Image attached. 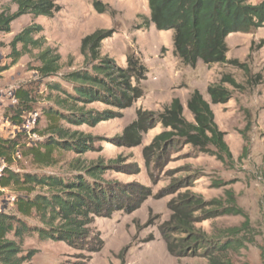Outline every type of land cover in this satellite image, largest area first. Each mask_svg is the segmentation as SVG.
Returning a JSON list of instances; mask_svg holds the SVG:
<instances>
[{
  "label": "rangeland",
  "instance_id": "1",
  "mask_svg": "<svg viewBox=\"0 0 264 264\" xmlns=\"http://www.w3.org/2000/svg\"><path fill=\"white\" fill-rule=\"evenodd\" d=\"M93 1L55 0L60 10L52 17L22 15L15 19L9 33L0 32V67L11 62L9 43L28 24L42 26L36 37L43 36L44 46L59 54L60 74L84 67L80 52L84 36L97 29L114 28L116 31L112 36L101 42L100 55L113 59L118 65L125 64L128 52L139 57L148 69L146 79L140 82L144 95L130 107L117 110L119 117L93 127L70 126L95 138L93 150L81 154L56 150L53 156L57 161L49 166L36 165L29 157L23 156L13 162L10 170L18 174L32 172L65 176L74 172L75 160H79L82 167L102 161L106 168L102 174L104 180L140 184L149 188L150 195L130 214L117 211L109 218L96 217L91 227L100 232L103 247L90 255L64 242L43 238L37 232L25 233L20 241L16 239L21 255L31 250L35 253L24 264H208L210 254L202 250L197 255L173 257L158 230L171 213L167 202L186 191L200 196L210 210L233 203L243 212L237 215L217 213L215 217L195 224L209 239L230 241L231 246L218 253L219 258L230 264H264V25L247 33H230L226 37V58L237 63L206 65L197 61L195 66H189L180 63L173 54L170 30H157L153 24L145 26L149 18L147 0H99L106 5L103 13L93 8ZM246 1L257 4L262 0ZM3 9L13 12L16 5L11 0H0V11ZM37 52L32 50L23 54L13 66L0 73L2 138H10L17 131V127L4 118L7 108L14 104L15 89L26 88L33 96L36 130L45 125L42 109L54 103V98H47L44 83L59 81L70 89L57 76L41 77L36 70L39 65ZM224 75L232 78L238 87L224 82L223 86L230 91L231 97L225 103L212 104L206 88L219 83ZM195 89L210 104L214 122L224 133L231 160L220 161L214 155L179 142L169 150L161 165L155 166L151 162L147 166L142 149L163 130L160 123H155L143 134L140 145H116L115 138L136 118L138 108L157 115L173 98H178L183 106V116L192 122L193 116L186 104ZM88 108L116 110L100 102ZM26 136L19 140L25 147L43 139L39 131H36V138ZM208 149L215 150L212 146ZM114 164L118 165L116 169ZM175 183L182 184V187L173 193H162ZM13 196L14 192L9 187L0 191V211L13 213ZM26 221L31 225L38 224L32 218ZM148 222L152 223L147 225ZM233 227L238 231L229 233L227 229ZM149 236L152 240L146 241ZM8 237L12 238V235L8 234Z\"/></svg>",
  "mask_w": 264,
  "mask_h": 264
},
{
  "label": "trees",
  "instance_id": "2",
  "mask_svg": "<svg viewBox=\"0 0 264 264\" xmlns=\"http://www.w3.org/2000/svg\"><path fill=\"white\" fill-rule=\"evenodd\" d=\"M11 2L16 5V10L0 11V32L9 33L11 23L22 15L52 17L60 10L55 0ZM92 5L98 13L106 10V5L99 0H94ZM147 5L149 18L145 26L153 24L157 30H172L173 54L180 63L189 66H195L198 60L206 65L237 63L226 58V37L230 33H247L264 25V0L257 4L246 0H147ZM42 29L41 25L31 23L13 36L9 43L11 62L0 67V73L13 66L23 54L38 50L35 54L39 63L36 70L41 77L57 76L70 89L59 81L44 83L47 98H54V103L42 109L45 125L40 130L34 128L33 132L39 131L43 139L34 145L25 147L19 141L21 137H27L23 125L34 112L35 101L30 91L23 87L15 89V103L4 113V118L17 127V131L10 138L0 137V158L6 162L0 187H9L14 192L13 213L0 211V264H24L31 259L35 252L31 250L21 255L20 244L16 241L29 232L64 242L89 255L96 253L102 249L103 239L100 232L91 227L94 219L109 218L117 211L130 214L150 195L149 188L140 184L104 180L102 174L106 168L102 161L82 167L79 160H75L74 172L65 176L32 172L18 174L10 170L14 162L12 154L16 149H20L32 163L47 166L56 163L57 157L53 156L56 150L76 154L93 150L95 138L70 126L93 127L119 117L117 110L130 107L144 95L140 82L146 79L148 69L139 57L128 52L125 66H121L113 59L100 55L101 42L112 36L116 31L114 28L97 29L84 36L80 43L84 67L64 74L59 73V54L53 48L44 46L43 36L36 37ZM224 82L238 87L232 78L224 75L219 83L207 86L210 103L222 104L229 100L231 93L223 86ZM96 102L116 110L88 108ZM186 106L193 116L192 122L183 116V106L178 98H173L157 115L138 108L136 118L115 138L116 145H140L143 134L155 123H160L163 130L142 149L147 166L151 162L155 166L161 165L169 150L179 142L214 155L220 161L231 160V152L223 139L224 133L214 122L210 104L197 89L190 94ZM209 146L215 150L208 149ZM181 185H170L162 193H173ZM207 205L200 196L189 191L179 193L167 202L171 213L158 230L167 251L175 258L197 255L202 250L210 254L208 264H230L218 257V253L231 246L230 241L209 239L195 224L215 217L217 213L237 215L243 212L236 209L233 203L213 210ZM217 205L220 204L217 202ZM29 218L37 220L38 224H29L26 221ZM227 231L235 233L238 229L233 227ZM150 240L152 236L146 241Z\"/></svg>",
  "mask_w": 264,
  "mask_h": 264
},
{
  "label": "built area",
  "instance_id": "3",
  "mask_svg": "<svg viewBox=\"0 0 264 264\" xmlns=\"http://www.w3.org/2000/svg\"><path fill=\"white\" fill-rule=\"evenodd\" d=\"M12 101L15 103L14 98H12ZM37 114L32 113L29 115V118L26 119L24 122V130H26L28 136L30 138H36V132H33V129L35 128L36 122H37ZM23 158L22 152L20 149H16L14 153L12 154L13 161L21 160ZM6 167V162L4 159L0 158V178L3 176L4 170ZM0 191H6V187H0ZM12 200H14V196L12 197Z\"/></svg>",
  "mask_w": 264,
  "mask_h": 264
},
{
  "label": "crops",
  "instance_id": "4",
  "mask_svg": "<svg viewBox=\"0 0 264 264\" xmlns=\"http://www.w3.org/2000/svg\"><path fill=\"white\" fill-rule=\"evenodd\" d=\"M169 31V30H168ZM171 32H172V30H170ZM172 35V34H171ZM126 60V59H125ZM198 61H200V60H198ZM198 63V62H197ZM123 65H125V64H121V66H123ZM94 104V103H93ZM92 105V104H91ZM8 188V187H7ZM11 205L13 206V203H11Z\"/></svg>",
  "mask_w": 264,
  "mask_h": 264
}]
</instances>
